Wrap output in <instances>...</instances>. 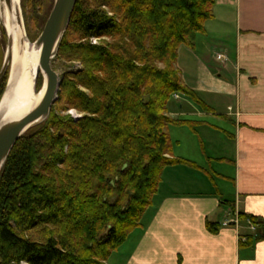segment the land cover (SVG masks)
Listing matches in <instances>:
<instances>
[{
  "label": "trees",
  "instance_id": "1",
  "mask_svg": "<svg viewBox=\"0 0 264 264\" xmlns=\"http://www.w3.org/2000/svg\"><path fill=\"white\" fill-rule=\"evenodd\" d=\"M214 4L76 1L55 58L80 67L63 72L48 118L16 141L0 170V264H110L140 227L163 168L195 166L173 155L166 131L192 123L169 118L166 106L180 93L212 111L184 84L176 57L180 45L194 48ZM3 56L0 36V67ZM69 108L81 116L62 114ZM236 217L256 230L242 235L239 247L264 235L259 217Z\"/></svg>",
  "mask_w": 264,
  "mask_h": 264
},
{
  "label": "crops",
  "instance_id": "2",
  "mask_svg": "<svg viewBox=\"0 0 264 264\" xmlns=\"http://www.w3.org/2000/svg\"><path fill=\"white\" fill-rule=\"evenodd\" d=\"M176 67L212 108L180 93L167 102L169 118L192 123L166 126L172 153L195 166L163 168L140 227L107 263L264 264V235L239 247L256 230L236 217L243 212L264 224V0H215L194 48L178 47Z\"/></svg>",
  "mask_w": 264,
  "mask_h": 264
},
{
  "label": "water",
  "instance_id": "3",
  "mask_svg": "<svg viewBox=\"0 0 264 264\" xmlns=\"http://www.w3.org/2000/svg\"><path fill=\"white\" fill-rule=\"evenodd\" d=\"M77 0H54L50 12L43 24L41 32L33 41V46L39 49V72L45 77V88L40 101L29 111L18 117H3L0 111V170L2 169L16 141L29 129L43 123L49 116L50 110L58 99L62 77L51 66L56 56L62 38L68 28L71 15ZM11 16V33H6V46L0 67V78L8 74L9 61L13 43V31L19 27L24 32L20 7L12 0H3ZM39 74V73H38ZM8 78H6L7 81ZM37 76L35 77V82ZM7 82L0 95V103Z\"/></svg>",
  "mask_w": 264,
  "mask_h": 264
},
{
  "label": "bare ground",
  "instance_id": "4",
  "mask_svg": "<svg viewBox=\"0 0 264 264\" xmlns=\"http://www.w3.org/2000/svg\"><path fill=\"white\" fill-rule=\"evenodd\" d=\"M19 0H12L14 5L19 6ZM5 7V11L0 13V19L5 24V33H11V16ZM1 10V9H0ZM13 43L9 70L7 75V85L3 94L0 111L3 117H18L33 108L41 99L45 88V77L41 85L40 95L32 97L33 84L39 72V49L33 46L34 51L28 49L24 43L27 40L25 32L19 27L13 32ZM32 44V43H31ZM33 45V44H32Z\"/></svg>",
  "mask_w": 264,
  "mask_h": 264
},
{
  "label": "rangeland",
  "instance_id": "5",
  "mask_svg": "<svg viewBox=\"0 0 264 264\" xmlns=\"http://www.w3.org/2000/svg\"><path fill=\"white\" fill-rule=\"evenodd\" d=\"M31 1H36L37 5L34 8L32 5ZM54 0H19L18 4L20 7V12L22 16V20L24 23V32H25V37L27 40H24V43L28 49H30L32 52L34 51L33 41L37 38L39 33L41 32V29L43 27V24L50 12V9L52 7ZM31 3V4H30ZM0 13L5 11V7L3 5V0H0ZM5 24L4 22L0 19V36L2 39V47L5 50L6 46V33H5ZM94 41H97V38H94ZM56 57V56H55ZM53 58L51 61V66L58 73L59 76H62L63 72L65 71H70V70H75L80 67L79 62H61L57 60L56 58ZM9 70V69H8ZM7 74V73H6ZM8 75V74H7ZM7 78V76H6ZM43 78L41 74H38L37 80H36V91L33 92L32 88V97H36L40 95V90H41V85L43 82ZM6 82V80H5ZM35 83V81H34ZM5 86V85H4ZM34 87V84H33ZM193 105V104H192ZM195 107V106H193ZM62 114H69L73 118H77L81 116V113L76 111L73 108H69L66 111H63ZM189 127V126H188ZM214 167V166H212ZM217 176H215V179ZM218 182V180H216ZM243 239V238H241ZM21 264H27L25 262H22Z\"/></svg>",
  "mask_w": 264,
  "mask_h": 264
},
{
  "label": "built area",
  "instance_id": "6",
  "mask_svg": "<svg viewBox=\"0 0 264 264\" xmlns=\"http://www.w3.org/2000/svg\"><path fill=\"white\" fill-rule=\"evenodd\" d=\"M93 40H94V38H92V41H93ZM95 42H96V41H94V43H95ZM216 59L221 60V59H224V57H223L222 55H217V56H216ZM233 221H235V223H236V218H235ZM233 221H232V222H233ZM229 223H230V221H223V222H222V225L225 226V225H228ZM248 226H249L250 229H253V226H252V225H248Z\"/></svg>",
  "mask_w": 264,
  "mask_h": 264
}]
</instances>
